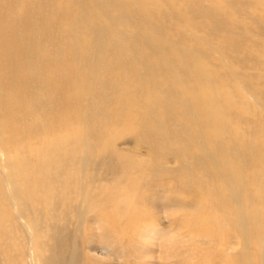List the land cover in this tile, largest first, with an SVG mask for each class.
I'll use <instances>...</instances> for the list:
<instances>
[{"label": "bare ground", "instance_id": "obj_1", "mask_svg": "<svg viewBox=\"0 0 264 264\" xmlns=\"http://www.w3.org/2000/svg\"><path fill=\"white\" fill-rule=\"evenodd\" d=\"M60 229L68 264H264V0H0V264Z\"/></svg>", "mask_w": 264, "mask_h": 264}, {"label": "rangeland", "instance_id": "obj_2", "mask_svg": "<svg viewBox=\"0 0 264 264\" xmlns=\"http://www.w3.org/2000/svg\"><path fill=\"white\" fill-rule=\"evenodd\" d=\"M20 223V222H19ZM76 225H74V228ZM164 226V225H163ZM42 227V226H41ZM103 227H106L105 225H103ZM41 229V228H40ZM48 233L51 234V231H50V228H48ZM67 229V232L70 231L69 228L65 227L64 228V231H66ZM71 230H74V229H71ZM58 234L56 235V237L52 240H46V241H43V240H37L36 241V244L35 247H36V252H37V258L39 260V264H68L71 259H72V254H75L74 255V260L75 261H80L81 260V252L82 250L84 249V244H83V241L81 240V235H73L72 236V233H69V236L67 238H65V236L63 235L64 232L62 229H60L59 231L57 230ZM52 236V235H50ZM168 236V235H166ZM65 239H64V238ZM59 238V239H58ZM150 237H146V238H140V239H137V240H149ZM55 241V244H54V241ZM61 240H63L61 242ZM74 240V241H73ZM163 242H167V240H165V238L162 240ZM44 242V243H43ZM51 242V243H50ZM58 242V243H57ZM46 243V244H45ZM66 246L67 249H65V251L63 252V249H62V244ZM73 243V244H71ZM82 243V244H81ZM183 244H185V242H183V240H181V242H179V245H180V249H181V252H182V260L183 262H188V261H191V257H189L185 251V248H181L183 246ZM68 245V246H67ZM73 245V246H72ZM82 245V246H81ZM60 246H61V249H60ZM70 247L72 248L71 249V252H70ZM73 250V251H72ZM43 251V252H42ZM60 251V252H59ZM169 252V251H168ZM167 252V255H169V253ZM65 253V254H64ZM70 253V254H69ZM144 253H147V254H144V256L146 255H151L153 256V254L151 253V251H144ZM40 255V256H39ZM156 256H159L161 258H164V254H159V253H155ZM69 256V258H68ZM36 258V259H37ZM62 258V260H61ZM71 258V259H70ZM149 257H146L145 259H148ZM42 260V261H41ZM58 260V261H57ZM163 260V259H162ZM161 260V261H162ZM68 261V262H67ZM172 261V260H170ZM160 264V263H159Z\"/></svg>", "mask_w": 264, "mask_h": 264}]
</instances>
